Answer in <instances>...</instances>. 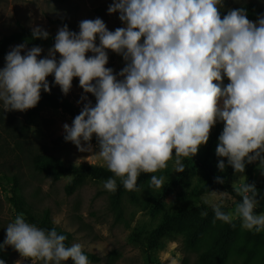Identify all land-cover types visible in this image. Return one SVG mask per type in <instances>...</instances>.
Returning a JSON list of instances; mask_svg holds the SVG:
<instances>
[{
	"label": "clouds",
	"instance_id": "1",
	"mask_svg": "<svg viewBox=\"0 0 264 264\" xmlns=\"http://www.w3.org/2000/svg\"><path fill=\"white\" fill-rule=\"evenodd\" d=\"M220 6L222 0H113L107 11L119 13L124 27L109 31L99 17L80 21L78 32L64 24L39 59L40 46L16 45L0 69L3 110L36 107L41 90L51 92L49 75L64 95L79 78L81 101L86 103L71 126L63 125L64 140L92 153L95 136L99 151L94 155L114 174L104 188L113 193L117 178L125 190L140 191V174L166 169L173 158L174 172H185L183 158H193L207 144L218 121L224 126L216 156L226 158L234 174H243L246 164L258 161L264 175V15L249 20L241 7L221 18ZM32 38L46 40L49 33L33 26ZM107 50L125 61L118 73L106 67ZM89 52L93 55L86 56ZM224 77L230 81L226 86ZM217 167L225 171L224 159ZM245 178L240 175L232 182L241 202L228 212L212 204V211L216 220L234 227L239 219L243 229L260 233L264 213H255L258 191ZM215 181L225 182L219 176ZM163 184V176L151 175L150 188ZM217 193L227 195L211 191L213 197ZM66 239L55 228L26 222L21 212L7 225L0 250L12 246L22 257L43 264H90L83 246H66ZM0 264L5 261L0 259Z\"/></svg>",
	"mask_w": 264,
	"mask_h": 264
},
{
	"label": "rangeland",
	"instance_id": "2",
	"mask_svg": "<svg viewBox=\"0 0 264 264\" xmlns=\"http://www.w3.org/2000/svg\"><path fill=\"white\" fill-rule=\"evenodd\" d=\"M112 2L0 0V39L19 31L21 27L32 30L33 26L42 27L50 35H56L60 27L52 21L59 19H66L79 29L80 21L99 17L109 31H115L116 28L124 27V24L119 20V13H108ZM247 3H256L264 8V0H222L223 6L219 9L221 18L230 9H237ZM107 51L109 62L106 67L118 73L125 66V61L122 56ZM47 52L48 49H43L38 59L46 56ZM92 55L91 52L86 53V56ZM59 58L57 53V60ZM5 63V58L0 60V69ZM47 80L51 92L62 95L81 111L86 101H81L84 93L79 86V78L73 79L67 95L54 84V75H49ZM228 83L230 81L224 77L222 86ZM87 95L94 105L95 97L90 93ZM73 119L62 110L47 108L35 119L31 131L23 133V113L4 112L0 101V236H6L7 225L21 213L12 202L11 192L15 180H18L32 211L39 215L50 210L55 225L73 235L72 244L79 243L83 251L103 258L100 264H108L106 259L113 252L119 256L114 264H264V231L256 233L243 229L239 219L233 221L234 227L216 220L212 204H220L222 210L228 212L240 201L227 192L226 196L217 193L213 197L211 191H225L216 188L206 172L190 157L183 158V173L174 172V158L168 162L166 169L153 173L164 177L160 189L148 185L138 192L136 202L132 203L126 198L125 218L130 224L129 228L125 223H117L109 211L108 191L104 184L91 182L69 195L66 189L73 180L71 176L53 181L37 172L31 161V153H48L59 157L67 165L89 164L107 168L94 155L99 151L95 136L91 141L92 153L80 152L73 143L64 140L63 125L67 123L71 126ZM223 126L221 121L215 124L207 144L200 146L198 152L209 157L212 165L228 179L231 186L233 181L243 175L261 190L264 188V175L258 169V161L254 162V174L250 181L246 167L243 174H234L233 168L227 165V159L216 156L218 137ZM220 159H224L226 164L224 172H220L217 167ZM205 199L210 203L206 204ZM204 211L207 216L201 215ZM25 219L29 223L26 216ZM9 264L43 262L24 258L13 249Z\"/></svg>",
	"mask_w": 264,
	"mask_h": 264
},
{
	"label": "trees",
	"instance_id": "3",
	"mask_svg": "<svg viewBox=\"0 0 264 264\" xmlns=\"http://www.w3.org/2000/svg\"><path fill=\"white\" fill-rule=\"evenodd\" d=\"M244 7L247 10V18L252 21H256L257 17L260 15H264V8L256 3H247L243 4L238 8ZM53 24L62 27L64 24H67L70 31L78 32L79 29L74 28L66 19H59L56 21H52ZM56 35H50L46 40L43 39H33L32 38V30L21 27L19 31L4 36L0 39V60L4 59L10 49L16 45L21 43H26L27 47L32 48L33 46H40L43 49H49L54 45ZM97 43H99L97 39ZM53 110H62L64 113L75 118L80 113V110L73 105L69 100H67L62 95L50 92L46 93L41 90V99L38 102L37 106L28 109L23 113V122L21 125V131L23 133H29L32 129L35 119L39 116V114L47 109ZM30 154V153H29ZM192 158V157H190ZM192 160L203 169L207 177L210 179L212 184L223 190L238 201L241 202V197L237 195V193L232 189L231 183L225 176L218 172L215 166L210 162L209 157L206 154L197 153ZM31 161L34 169L43 174L47 178H51L53 181H59L64 176H71L73 178L71 184L67 187L66 191L69 195H73L79 190H81L84 186L88 185L91 182L104 184L106 180L109 178H114V174L111 173L107 168L99 165H89L82 164L78 166L67 165L63 160L59 157L48 154V153H31ZM247 174L251 181L254 174V163L246 164ZM153 173H141L138 177L137 185L140 189L149 185V180ZM219 176L224 179V183H217L215 178ZM258 191V204L254 211L259 213H264V188ZM12 192V202L14 206L17 208L19 212L24 213L27 220L31 224H35L37 227L51 230L55 228L59 234L66 235L67 239L65 241L66 246H71L73 242V235L60 227L56 226L51 214L50 210H45L41 214L37 215L32 211V207L29 204L26 196L23 194L22 187L18 180H15L14 186L11 189ZM139 191H127L124 189L122 183L117 178V190L113 192L108 191V208L109 211L114 215L115 221L117 223H125L126 227L129 228L130 224L126 222V204L125 200L128 197L131 202H136L138 198ZM6 236H0V244H3ZM13 247L7 246L6 248L0 250V259L5 261V264H9L10 260L13 256ZM88 256L90 264H100L104 261L98 255L85 252ZM119 256L117 253H111L106 262L108 264H114L118 260ZM64 264H72V261L64 262ZM198 264H204L202 262H198Z\"/></svg>",
	"mask_w": 264,
	"mask_h": 264
}]
</instances>
